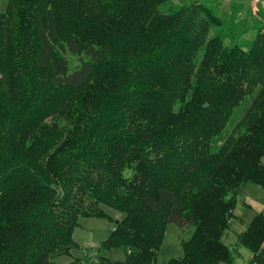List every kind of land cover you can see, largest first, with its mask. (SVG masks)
Segmentation results:
<instances>
[{
	"label": "trees",
	"instance_id": "obj_1",
	"mask_svg": "<svg viewBox=\"0 0 264 264\" xmlns=\"http://www.w3.org/2000/svg\"><path fill=\"white\" fill-rule=\"evenodd\" d=\"M259 13L242 27L207 0L2 1L0 264H56L81 216L113 220L103 205L125 215L68 264H158L169 223L195 228L163 264H238L222 236L242 185L264 189ZM238 245L264 264V209Z\"/></svg>",
	"mask_w": 264,
	"mask_h": 264
},
{
	"label": "rangeland",
	"instance_id": "obj_2",
	"mask_svg": "<svg viewBox=\"0 0 264 264\" xmlns=\"http://www.w3.org/2000/svg\"><path fill=\"white\" fill-rule=\"evenodd\" d=\"M2 1L6 0H0V6ZM182 1L187 2L189 0H173L174 4L182 3ZM207 2L210 6L215 7L217 12L223 17H232L233 12H236L235 16L242 20V27L248 26L252 22L254 23L257 16L262 18L259 12L264 9V0H207ZM239 4L241 7L238 9ZM238 23H241V21ZM254 35L255 30H249L242 34L241 38L243 40H249V38H252ZM69 57L72 66L75 67L79 65L77 62L79 56L69 54ZM242 103V105L236 107L234 113L230 117L229 123L221 132V135L212 143L213 149H217L226 136L232 131L235 121L248 104L246 101ZM262 162H264V156ZM241 193L235 214L230 219L229 227L224 231L222 236L224 242L228 243L232 248H237L238 254L236 255L235 261L238 264L250 259L253 255V253L244 246L238 245L239 233L245 229L246 225L254 217V214L264 208V189L260 185L254 182H247L242 185ZM103 208L113 220L111 221V219L107 217L81 216L79 218V224L75 227L73 233V239L78 243V247H74L70 254H62L56 257V264H68L75 260L76 257L82 258L83 261L89 263L93 260V256L96 255V249H98L102 241L114 228V221L119 220V218L125 215V213L116 211L107 205H103ZM194 228L195 226L191 225L178 226L174 223H169L165 231L164 242L158 252V264H163L171 258H179L182 254V241L183 239H188L192 235ZM102 255L115 260L125 258V253L122 248L104 250Z\"/></svg>",
	"mask_w": 264,
	"mask_h": 264
},
{
	"label": "crops",
	"instance_id": "obj_3",
	"mask_svg": "<svg viewBox=\"0 0 264 264\" xmlns=\"http://www.w3.org/2000/svg\"><path fill=\"white\" fill-rule=\"evenodd\" d=\"M264 209V208H263Z\"/></svg>",
	"mask_w": 264,
	"mask_h": 264
}]
</instances>
